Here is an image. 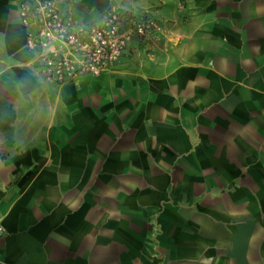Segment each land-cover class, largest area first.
I'll list each match as a JSON object with an SVG mask.
<instances>
[{"label": "crops", "instance_id": "1", "mask_svg": "<svg viewBox=\"0 0 264 264\" xmlns=\"http://www.w3.org/2000/svg\"><path fill=\"white\" fill-rule=\"evenodd\" d=\"M19 3L0 0V264H264V0H75L86 24L118 5L164 30L64 85ZM171 182L190 199L156 224Z\"/></svg>", "mask_w": 264, "mask_h": 264}, {"label": "built area", "instance_id": "2", "mask_svg": "<svg viewBox=\"0 0 264 264\" xmlns=\"http://www.w3.org/2000/svg\"><path fill=\"white\" fill-rule=\"evenodd\" d=\"M75 0H20L26 46L36 52L39 75L64 85L112 71L135 39L163 32L152 16H138L111 5L98 23L86 24L71 11Z\"/></svg>", "mask_w": 264, "mask_h": 264}, {"label": "rangeland", "instance_id": "3", "mask_svg": "<svg viewBox=\"0 0 264 264\" xmlns=\"http://www.w3.org/2000/svg\"><path fill=\"white\" fill-rule=\"evenodd\" d=\"M193 186H195V190H193L192 195L193 197H196L201 192V183H193ZM166 189L168 190L170 197L168 201L163 200L162 203H160V213H156L153 217V220L156 224H160V222H165L168 220V216L170 217V214L167 213V206L175 207L179 209L180 206L185 204V201H188L190 198H187V194L181 190L176 188V185L174 183H168ZM194 200V199H193ZM159 233H162L161 231H158Z\"/></svg>", "mask_w": 264, "mask_h": 264}]
</instances>
